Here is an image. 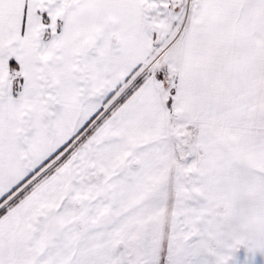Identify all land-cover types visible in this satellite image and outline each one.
I'll return each mask as SVG.
<instances>
[{"label": "snow or ice", "instance_id": "1", "mask_svg": "<svg viewBox=\"0 0 264 264\" xmlns=\"http://www.w3.org/2000/svg\"><path fill=\"white\" fill-rule=\"evenodd\" d=\"M0 264H264V0H0Z\"/></svg>", "mask_w": 264, "mask_h": 264}]
</instances>
